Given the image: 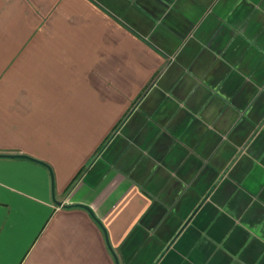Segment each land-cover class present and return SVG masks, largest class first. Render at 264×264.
<instances>
[{"label":"crops","instance_id":"0c3cea01","mask_svg":"<svg viewBox=\"0 0 264 264\" xmlns=\"http://www.w3.org/2000/svg\"><path fill=\"white\" fill-rule=\"evenodd\" d=\"M0 237L4 264H264V0H0Z\"/></svg>","mask_w":264,"mask_h":264},{"label":"snow or ice","instance_id":"6c2138e0","mask_svg":"<svg viewBox=\"0 0 264 264\" xmlns=\"http://www.w3.org/2000/svg\"><path fill=\"white\" fill-rule=\"evenodd\" d=\"M3 237H0V253H2L3 251ZM0 264H4V262L2 260H0Z\"/></svg>","mask_w":264,"mask_h":264},{"label":"water","instance_id":"95a60500","mask_svg":"<svg viewBox=\"0 0 264 264\" xmlns=\"http://www.w3.org/2000/svg\"><path fill=\"white\" fill-rule=\"evenodd\" d=\"M57 203H58V204H62L61 202H58V201H57ZM114 255H115V254H114ZM115 258H116V255H115ZM116 259H117V258H116Z\"/></svg>","mask_w":264,"mask_h":264},{"label":"trees","instance_id":"16d2710c","mask_svg":"<svg viewBox=\"0 0 264 264\" xmlns=\"http://www.w3.org/2000/svg\"><path fill=\"white\" fill-rule=\"evenodd\" d=\"M96 220L98 221V223H100V221L96 218ZM100 225H102L101 223H100Z\"/></svg>","mask_w":264,"mask_h":264}]
</instances>
